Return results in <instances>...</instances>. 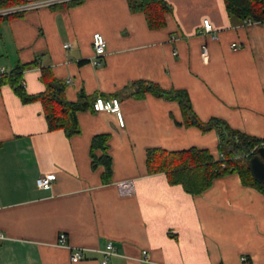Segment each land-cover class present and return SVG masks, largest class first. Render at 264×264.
<instances>
[{
  "label": "crops",
  "instance_id": "0c3cea01",
  "mask_svg": "<svg viewBox=\"0 0 264 264\" xmlns=\"http://www.w3.org/2000/svg\"><path fill=\"white\" fill-rule=\"evenodd\" d=\"M165 2L172 11L160 29L127 0H77L0 22V76L34 64L22 74L28 95L45 90L47 69L70 102L81 93L118 100L124 122L91 107L77 113V133L49 131L39 101L23 104L0 84V264H102L108 243L117 254L106 264H264V183L248 168L192 195L164 173L148 174L149 149H196L220 160L219 132L184 126L174 101L132 96L137 81L186 91L202 123L219 119L264 146V22L230 20L224 0ZM205 19L216 39L203 32ZM95 33L106 41L100 58ZM101 135L110 158L105 179L102 165L92 167L91 142ZM48 174L52 187L37 188ZM126 180L134 182L131 196L116 187ZM60 233L67 247L57 245ZM78 249L84 259L72 263Z\"/></svg>",
  "mask_w": 264,
  "mask_h": 264
},
{
  "label": "trees",
  "instance_id": "16d2710c",
  "mask_svg": "<svg viewBox=\"0 0 264 264\" xmlns=\"http://www.w3.org/2000/svg\"><path fill=\"white\" fill-rule=\"evenodd\" d=\"M21 0H0V9L20 5ZM131 12L144 15L150 29H160L166 25V15L171 7L165 0H127ZM225 9L230 20L235 22H264V0H224ZM14 15L0 17V22ZM34 64L17 65L8 74L0 76V84H8L23 104L39 101L42 104L44 118L48 130H62L67 136L78 132L77 113L92 107L96 97L79 94L75 102L65 97L66 85L54 78L47 69L41 71V81L45 90L37 95H28L22 81L25 70ZM132 96L143 98L150 94L178 104L183 118V125L196 127L202 132L216 129L219 132L220 160L214 159L207 151L190 149L179 152H166L160 149H149L146 152V168L148 174L164 173L170 184H179L184 191L196 195L207 189L213 179L227 173L236 172L243 176L249 174L247 161L256 154L260 141L232 130L219 119H210L202 123L192 110L189 95L183 90H164L158 85L146 81L132 84ZM107 137L96 136L91 142L92 167H104V179L110 174V158L105 154ZM101 149L103 155L96 160L93 149ZM256 149V150H257ZM252 152V153H251ZM247 155L248 158L243 157Z\"/></svg>",
  "mask_w": 264,
  "mask_h": 264
},
{
  "label": "built area",
  "instance_id": "2783aa9c",
  "mask_svg": "<svg viewBox=\"0 0 264 264\" xmlns=\"http://www.w3.org/2000/svg\"><path fill=\"white\" fill-rule=\"evenodd\" d=\"M77 0H44V1H37V2H30L25 4H20L12 7L2 8L0 9V17L10 16L14 14H20L24 13L29 10L38 9L41 7H49L52 5L57 4H64V3H70ZM203 32L206 34H210L213 39H216V34L214 33L212 29L211 23L205 19L202 23ZM92 46L94 50V54L96 58H100L105 55L106 53V41L104 37L99 34L95 33L92 37ZM66 48L68 45L65 46ZM201 58L203 61H206L208 59V52L206 47H203L201 50ZM92 111L97 113H113L116 115L118 125L120 127L124 126V122L121 116L120 112V104L118 100L116 99H102V98H96L92 104ZM55 181V176L53 174L43 175L41 177H38L35 181L36 187L41 190H48L52 187L53 182ZM118 192L121 196H131L134 193V182L130 180L122 181L117 183L116 185ZM4 239V236L2 233H0V241ZM57 245L60 247H67V241H66V235L63 233H60L57 240ZM103 255L102 264H106L110 257L115 256L116 250L113 247L112 243H108L106 245V248L101 252ZM144 258L148 259V255L146 252H143ZM84 259L83 250H74L70 252V261L72 263H77L79 261H82ZM244 262L246 261V258H243Z\"/></svg>",
  "mask_w": 264,
  "mask_h": 264
},
{
  "label": "water",
  "instance_id": "95a60500",
  "mask_svg": "<svg viewBox=\"0 0 264 264\" xmlns=\"http://www.w3.org/2000/svg\"><path fill=\"white\" fill-rule=\"evenodd\" d=\"M252 177L259 183H264V146L259 147L256 154L248 161Z\"/></svg>",
  "mask_w": 264,
  "mask_h": 264
}]
</instances>
